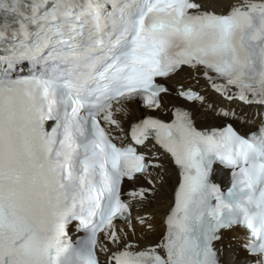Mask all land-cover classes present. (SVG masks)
<instances>
[{
  "label": "snow or ice",
  "instance_id": "obj_1",
  "mask_svg": "<svg viewBox=\"0 0 264 264\" xmlns=\"http://www.w3.org/2000/svg\"><path fill=\"white\" fill-rule=\"evenodd\" d=\"M0 264H264V0H0Z\"/></svg>",
  "mask_w": 264,
  "mask_h": 264
},
{
  "label": "bare ground",
  "instance_id": "obj_2",
  "mask_svg": "<svg viewBox=\"0 0 264 264\" xmlns=\"http://www.w3.org/2000/svg\"><path fill=\"white\" fill-rule=\"evenodd\" d=\"M158 231H159V229H158ZM155 236H156V234H155V233H154V234H152V237H153V238H155Z\"/></svg>",
  "mask_w": 264,
  "mask_h": 264
}]
</instances>
